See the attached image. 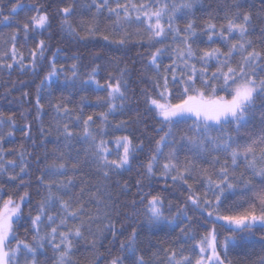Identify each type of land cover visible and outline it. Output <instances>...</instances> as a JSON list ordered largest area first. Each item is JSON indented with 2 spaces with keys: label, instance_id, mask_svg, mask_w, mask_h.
<instances>
[{
  "label": "trees",
  "instance_id": "trees-1",
  "mask_svg": "<svg viewBox=\"0 0 264 264\" xmlns=\"http://www.w3.org/2000/svg\"><path fill=\"white\" fill-rule=\"evenodd\" d=\"M154 1L160 5L166 3ZM186 1L192 7L179 9L180 15L172 24L180 30L178 44L182 47L184 29L189 22L194 26L196 34L189 43L195 57L188 61L189 65H195L196 70L206 67V76L211 77L218 60L210 59L204 65L200 57L213 48L227 52L230 42L237 41V37L232 35L224 41L217 34L222 30L226 33L229 19L242 22L244 14L250 15L246 36L251 41L249 50L260 52L259 63L264 64V0ZM146 2L108 0V6L97 12L96 5L102 0H0V165L4 166L0 170V207L9 197L20 205V213L13 220L15 239L10 247L16 248L17 241H23L36 249L33 256L21 248L19 264H32L33 259L35 264H57L65 247L61 244L59 249L55 248L61 241L59 232L74 230L80 225V217H69L67 226H60L56 239H51V228L59 224L62 214L56 195L68 201L73 209L80 202L85 207L83 238L74 234L70 237L72 249L66 258L67 264H112L114 259H119L120 264H139L140 257L144 264H195L201 255L211 254L210 249L204 254L200 252V242L206 237L210 239L213 233L224 264H262L264 261V227L257 224L240 230L219 219L243 215L253 207L259 215L264 207L257 199V193L264 190V176L259 174L264 167V143L260 142L264 136V95L257 98L246 117L247 122L239 130L235 123L210 130V136L217 138V143L231 137L233 147L239 146L241 151L256 141L248 157L249 160L255 157V168L248 167L243 155L233 165L231 149L216 150L206 141L201 152L189 144L187 137L194 134L192 118L174 124L157 152L156 142L168 131V125L162 124V117L149 98L161 103H179L184 96L182 81L191 74V68H177L171 75L177 45L169 50L168 39L149 40L148 25L136 19L121 23L117 4L136 9ZM171 3L178 6L177 0H167L168 9ZM66 7L70 8L67 20L75 32L63 23L65 16L61 9ZM108 7L119 12V21ZM41 14L48 16V24L35 28L31 18ZM89 23L97 28L93 34L87 32ZM24 24H29L27 30ZM209 24L216 26L211 40ZM121 40L124 42L120 43ZM40 41H44L43 48ZM180 46V50L185 48ZM157 49L161 50L157 56L158 67L151 63ZM219 59L222 61L225 57ZM240 60V54L234 53L231 65L236 67ZM256 73L258 80L264 78L261 68L257 67ZM199 74L196 87L211 96V88L204 87ZM117 80L124 95L109 97L107 85ZM216 95L230 98L229 92L219 87ZM110 104L115 107L110 109ZM57 105L68 111H57ZM101 114H106L107 119ZM88 116H92L89 130L95 141L83 135V121ZM65 124L73 132L72 137L64 134ZM124 136L129 137L134 148L130 163L122 169L109 170L105 177L98 170L95 145L103 139L110 151L109 159H116L117 153L123 151L117 147V138ZM173 149V163L177 168L165 173L163 165ZM153 155L156 156L153 172L148 173V162ZM54 163H64L65 167L55 172L50 167ZM222 166L228 168V182L234 187L226 188L217 202L216 196L220 193L215 184L221 180ZM185 168L190 171L183 173L184 180L172 179ZM69 178L71 184H68ZM50 180L63 181L67 187L57 188L53 184L51 206H46L42 222L34 226L32 219L40 213L41 202L49 196L46 182ZM152 196L160 197L159 219H153L148 211ZM48 211L55 217L54 224L47 219ZM133 230L135 239L130 245ZM204 264H209L207 259Z\"/></svg>",
  "mask_w": 264,
  "mask_h": 264
},
{
  "label": "snow or ice",
  "instance_id": "snow-or-ice-1",
  "mask_svg": "<svg viewBox=\"0 0 264 264\" xmlns=\"http://www.w3.org/2000/svg\"><path fill=\"white\" fill-rule=\"evenodd\" d=\"M108 6V0H102V3L96 5L97 12L100 9ZM121 7H125L123 5L117 4L116 9ZM143 9L144 5L140 6ZM182 8H191L192 4L190 2L184 3ZM169 6L165 3L160 7L156 8L153 11H145L144 15L148 18L149 21L152 18H155L154 23H149L148 30L151 33L149 36V40H152L156 37H162L165 35L164 25L161 23V20L164 15H168V28L170 31L174 32L176 36L180 35V30L178 28H174L172 21L173 17L178 10L177 6H173L171 12L168 11ZM116 9L108 7V11L115 12L117 16V20L119 21L120 14ZM15 10V7L13 8ZM61 12L64 14L65 19L63 23L68 26V29L72 32H75V29L72 28L71 24L67 20V16L70 14V8L66 7L61 9ZM125 15H127V8L125 7ZM139 18V17H138ZM31 22L35 28H44L48 24V16L46 14H41L38 16H33L31 18ZM250 22V15L244 14L242 22H236L233 19H229L227 23V35H225L224 31L220 32L221 37L228 41V36H230L233 32H237L239 34L240 39L235 42H230V47L227 52H221L220 48H213L211 50H206L203 52V55L200 57V60L204 65H207L210 59H217L218 66L215 72L211 74V77L206 76L207 69L206 67L201 69L199 74V79L205 88H211L212 95L206 96L205 92L196 87V78L197 72L195 65H189L188 61L195 57V52L192 49L191 43H189V39L195 36V29L191 22H189L184 29V37L183 44L185 48L177 50V56L181 59L186 68H191V74L187 76V79L182 81L184 83V96L180 100L179 103H161L158 99H150V104L155 107L158 115L162 117V124L168 125V131L164 133L163 136L156 142L157 144V152H159L162 142L166 141V138L171 134L172 126L176 123H179L181 120L186 118L193 119V135L188 136V143L199 148L201 152L204 151L203 145L205 142H209L213 145V148L216 150H221L227 152L231 149V158L232 164L235 165L237 159L243 155L244 159L248 162V167L255 168L256 160L255 157L251 160L248 159L249 155L253 153V144L256 141H253L252 144H248L243 147L242 151L239 149V146L233 147V142L231 137L227 140H220L217 143V138L210 136V130L216 126H219L221 129L224 125L229 123H235L237 130L242 127L247 121L246 117L249 114V111L255 105V102L258 97L264 95V78H260L258 80L256 68H261L264 71V64L259 63L262 59L261 53L257 52L255 49L249 50L251 47V41L246 38L248 27L247 25ZM208 29L210 31L209 40L212 39V34L215 30L214 24H209ZM25 30L29 28V24H24ZM97 28L94 24L89 23L87 25V32L89 34H93ZM105 40L108 39L107 36L103 37ZM15 39V37H13ZM124 41L121 40L120 43ZM44 41H40V47L43 48ZM160 49H157L155 53L152 54L151 63L154 66H157V56L160 53ZM234 53H239L241 60L237 64L236 67L231 65V59ZM42 54V53H41ZM224 56V60H220L219 57ZM8 67H11L9 65ZM75 67V65H73ZM227 68V71L224 69ZM95 71V69L93 70ZM175 70H173L174 72ZM51 75V73L49 74ZM213 81L214 83H210L209 81ZM222 80V83L220 81ZM107 87L109 88L108 96L114 98L115 94H119L123 97L124 93L121 91V83L119 80L115 82V84L108 83ZM221 90H226L229 92L230 98L226 99L224 96H217V88ZM165 90H167V79L165 78ZM191 93V94H190ZM163 97L164 93H160ZM37 105L39 106V99H37ZM110 109L114 108L115 105L110 104ZM57 111H65L68 109L65 107L63 109L60 108L59 105L56 106ZM103 118L106 120V114H101ZM92 121V116H88L86 120L83 121V135L85 137H90L92 141L96 140V137L89 130V122ZM64 134L66 137H72L73 132L69 130L68 125H64ZM260 142L264 143V136L260 137ZM117 147H122V153H117L116 159H109L110 151L106 147V141L103 139L100 140L99 144H96V151L94 152V156L98 161V170L103 173L105 177L109 175V170L115 171L118 169L124 168L126 165L130 163V157L134 152L132 141L129 137H119L117 138ZM175 159V149L169 152L168 154V162L163 165L165 173H168L172 169H176L177 165L173 163ZM214 158V162H215ZM264 159V156H262ZM156 160V156L153 155L152 158L148 162L147 171L148 173L153 172V161ZM9 163L14 164V161H9ZM226 164V162H225ZM3 165H0V170H3ZM54 169L55 172H59L61 169L65 167L64 163L53 164L50 166ZM21 171H24V168H21ZM188 168H185L183 172L180 173L179 176H173L172 179H181L184 180V172H189ZM221 180L219 183L215 184L216 189L219 190L220 195L216 196L217 202L220 201L221 195H223L226 188L231 189L234 187L232 183L228 182L229 172L226 166H222L220 168ZM259 174L264 176V167H261L259 170ZM11 179H15L14 176L10 177ZM186 182V181H185ZM71 178L68 180V184H71ZM213 182L209 178V184L211 185ZM56 184L57 188H66L67 184L63 181L57 183L56 181H47L46 187L49 191V196L46 201H42L40 204V213L32 219V224L38 225L41 223V216L44 215L46 206H51L53 201V192L52 186ZM83 192V189H81ZM27 193H25V196ZM56 200L59 201L61 215L59 217V224L55 227L51 228V232L49 236L52 240L56 239V234L58 228L60 226H67L68 218L72 217L76 219L80 217V225L75 227L73 230L69 228L67 232H59L61 237L60 244H56L55 248L59 249L61 244L64 245V250L60 252L57 264H67L66 258L70 256L72 249V240L70 237L74 234L76 237L83 238L82 227L84 225V220L82 218V214L85 212V207L82 202L78 204V207L73 209L68 201H65L61 196L56 195ZM21 200L24 199L22 196ZM189 199H193L189 197ZM257 199L260 201L261 205H264V190L257 193ZM160 203L159 196H152L149 201L147 207L148 211L151 213V217L153 219H159L162 215L160 207L158 204ZM193 203H198L197 200L193 199ZM205 203H209L205 201ZM20 213V205L15 204L14 201L9 197L7 200L3 202L2 207H0V264H19V253L21 248L26 251V254H31L34 256L36 249L31 245L24 243L23 241H17L16 248H11L10 244L15 236L13 235V220ZM211 216L212 213L209 212ZM50 223H55V217L49 215L47 217ZM91 219V217H89ZM219 219H223L228 221L230 224H234L237 229L247 230L255 225L259 224L264 227V207H261L259 215H257L255 208H251L249 211L245 212L243 215H235V216H222ZM38 231V229H37ZM115 235V233H113ZM135 239V231L133 230L132 237L130 238L131 242ZM95 243V241H93ZM200 252L202 254L206 253L208 249L211 250V254L201 255L199 259L196 260L195 264H204L205 259L209 262V264H224V261L221 259L217 252L216 245V237L215 234H210V239L205 238L200 242ZM123 247V244L121 245ZM228 241L225 240L224 247L227 249ZM42 247V245H41ZM175 253H173V257ZM187 259V258H185ZM32 264H35V260L33 259ZM112 264H120L119 259H114ZM139 264H144L143 257L139 258ZM180 264V262H177ZM264 264V261H262Z\"/></svg>",
  "mask_w": 264,
  "mask_h": 264
},
{
  "label": "rangeland",
  "instance_id": "rangeland-1",
  "mask_svg": "<svg viewBox=\"0 0 264 264\" xmlns=\"http://www.w3.org/2000/svg\"><path fill=\"white\" fill-rule=\"evenodd\" d=\"M177 1H178V6H177L178 7V10H177L178 12L175 13V15L173 17V21H175V18H177L180 15L178 13H180L179 9H181L182 7H179V6H182L184 3L187 2L186 0H177ZM165 2L167 3V0H163V3H165ZM141 5H144L146 7L141 9V7H140ZM171 5H172V7H170V9H168L169 12H171V9L173 8V6H176L173 3H171ZM140 6H138V7L136 6V9H132L130 6H128L127 15H125V9L124 8H119V10L121 12V17H120L121 23L124 24L126 22L132 21L133 19H136L137 21H140V22L144 23L145 25H149V23H154L155 22V18L153 17L152 20L149 21L148 18L145 17L144 12L145 11H153V10H155L156 8L161 6L160 3L155 2L154 0H147L146 3H142V4H140ZM137 9H139V10H137ZM182 9L184 10L186 8H182ZM132 11L136 15H133L131 13ZM161 23L164 25L165 35L162 36V37H156L157 40L158 41H162L163 39L166 38V39L169 40L168 49L169 50H173V47L177 45V50H178L179 46H180L178 44V36H176L174 32L169 30V28H168V15L167 14L163 16V18L161 20ZM225 35H227V31H226ZM232 35H235L237 37V40L240 39L239 34L237 32H233L230 36H232ZM217 36L221 37L220 33L217 34ZM230 36H228V37H230ZM171 39L173 41V44L171 42ZM180 47H182V46H180ZM183 47H184V45H183ZM173 58H174V62L172 63L171 75H172L173 70L176 71L177 68L185 69V65H184L183 61H181V59H178L177 51H174ZM201 69L202 68H198L196 71L200 73ZM220 82H222V81H220ZM47 213L50 215L49 211ZM180 264H185V263L184 262H180Z\"/></svg>",
  "mask_w": 264,
  "mask_h": 264
}]
</instances>
